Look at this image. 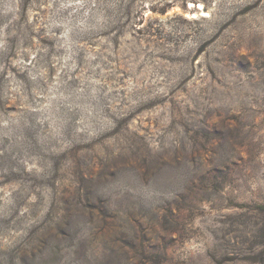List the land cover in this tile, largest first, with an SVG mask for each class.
Listing matches in <instances>:
<instances>
[{
  "label": "rangeland",
  "instance_id": "rangeland-1",
  "mask_svg": "<svg viewBox=\"0 0 264 264\" xmlns=\"http://www.w3.org/2000/svg\"><path fill=\"white\" fill-rule=\"evenodd\" d=\"M23 243L259 264L264 0H0V264Z\"/></svg>",
  "mask_w": 264,
  "mask_h": 264
},
{
  "label": "trees",
  "instance_id": "trees-1",
  "mask_svg": "<svg viewBox=\"0 0 264 264\" xmlns=\"http://www.w3.org/2000/svg\"><path fill=\"white\" fill-rule=\"evenodd\" d=\"M38 246H31L30 244L18 245L15 249L16 252V264H39V258H36V251ZM259 264H264V251L259 254ZM7 261V258H5Z\"/></svg>",
  "mask_w": 264,
  "mask_h": 264
}]
</instances>
